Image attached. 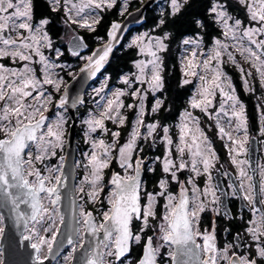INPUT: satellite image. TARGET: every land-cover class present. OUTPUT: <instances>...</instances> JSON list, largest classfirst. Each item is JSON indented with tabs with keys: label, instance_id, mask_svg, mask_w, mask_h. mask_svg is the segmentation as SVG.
I'll use <instances>...</instances> for the list:
<instances>
[{
	"label": "snow or ice",
	"instance_id": "obj_1",
	"mask_svg": "<svg viewBox=\"0 0 264 264\" xmlns=\"http://www.w3.org/2000/svg\"><path fill=\"white\" fill-rule=\"evenodd\" d=\"M129 4L45 0L37 17L34 0H0V61L20 65L0 62V264L58 260L65 240L70 250L63 264H74L78 252V264H163L162 254L168 264H264V164L257 186L249 161L240 158L250 140L246 106L225 71L231 65L247 93L255 94L258 82L264 136V0H164L148 30L127 39L120 35L122 23L112 20L106 38L96 36L101 43L89 49L77 29L96 33L113 9L132 16ZM57 24L72 31L67 51L82 65L65 62L52 36ZM122 39L127 42L121 47L137 58L132 69L117 71L123 87L102 95L111 80L106 65ZM173 41L184 53L177 87L197 81L178 117L165 95V59ZM98 73L99 87L70 94L71 81L83 87ZM69 107L77 109L90 149L82 153L83 179L65 197ZM169 117L177 122H166ZM203 118L214 122L235 168L234 179L223 172L226 189L214 183L213 171L224 165L217 168L220 157ZM120 129H127L123 137ZM158 144L162 152L149 156ZM54 157L57 162L50 163ZM142 173L153 174L151 190ZM226 197L242 202L239 212L227 207ZM65 198L68 214L61 207ZM218 219L234 224L223 228V242ZM61 226L65 240L58 241ZM133 245L140 249L134 262L128 260Z\"/></svg>",
	"mask_w": 264,
	"mask_h": 264
},
{
	"label": "trees",
	"instance_id": "obj_2",
	"mask_svg": "<svg viewBox=\"0 0 264 264\" xmlns=\"http://www.w3.org/2000/svg\"><path fill=\"white\" fill-rule=\"evenodd\" d=\"M34 5H35L36 16L39 17L40 14L45 11V0H34ZM138 5H139L138 1L132 2L130 9H133ZM157 8H158L157 5L153 6L152 8H148L145 14L144 23L141 26L134 29V31L140 28L152 27L154 23V19L159 11ZM118 17H119L118 9H113L111 12L105 14V18L101 22V24L97 27L96 33L79 31L87 40V43L90 46L89 49H91L94 45L101 43V41L98 40L95 41L96 36H102L106 38V30L110 22L112 20H119ZM57 29H58V24L52 30L53 36L57 34ZM179 51H180V46H178V41H173L170 52L166 54V59H165L164 75H165L166 87H167V91L165 92V95L167 96L168 101L174 104L173 116L177 115L178 110L182 107L184 99L190 94L189 85H186L183 88L177 87V84L181 79V71L178 64ZM133 58H137L134 50L125 49L120 46L114 52V56L111 59L110 65L106 67L108 68V74H111V80L109 82L110 85L120 86V83H118L117 81L118 80L117 71L119 70V72L122 74L123 72H127L129 69H132L131 60ZM237 87H238L239 97L246 106V114L248 120L250 121L251 124H253L256 118L254 101L250 95H245L243 91H241L239 85ZM128 115L131 117V113L130 114L128 113ZM172 120L173 118L169 117L166 122ZM125 130L126 129H120V131L122 132V137L125 134ZM114 169H116V167H114ZM139 252L140 250L138 246H134L132 248V253H131V255L133 256L132 262L135 261Z\"/></svg>",
	"mask_w": 264,
	"mask_h": 264
},
{
	"label": "rangeland",
	"instance_id": "obj_3",
	"mask_svg": "<svg viewBox=\"0 0 264 264\" xmlns=\"http://www.w3.org/2000/svg\"><path fill=\"white\" fill-rule=\"evenodd\" d=\"M136 1H138V4L141 3V0H130L128 12L131 10L130 9L131 3L132 2H136ZM118 2H119V0H118ZM163 3H164V0H161V2L157 5V7H158L157 9L158 10H159L160 5H162ZM118 13H119V9H118ZM240 15H242V13ZM120 18H121V16L118 17L119 20L122 19V18L121 19ZM73 27H75V26H73ZM149 28L150 27H148V28L147 27L146 28H140V29H138L136 31L133 30L132 32H130L128 34V36L126 38L127 39H130L131 35L136 34L137 31L143 32V31L148 30ZM79 31L87 32L84 29H77V33H79ZM72 35H73L72 31L70 29H68V28H65L62 24H58L57 34L54 35V36L52 34L53 40L56 43V45L59 46L61 48V50L64 51V53H65V62L66 63H72L73 65L79 66L82 63V61H80V60L72 57L70 55V53L67 51L66 47H65L66 43L68 42L69 37H71ZM127 39H124V41H123L122 44H125L127 42ZM95 41H97V39H95ZM88 53L89 52H85L83 54L87 55ZM183 54L184 53L182 51V47H180V51H179V54H178V64H179L180 71H181V67H182V65H181V58H182ZM0 62L6 63L9 66H17V67L20 66L19 64H17V65H11V62L8 61V60H4V61H0ZM225 71L227 72L228 75H230L233 78V83L236 85V88H237V94L239 95L238 87H237L239 85L241 91H243V93L245 95H250L251 98L254 101V108H255V111H256V118H255V121L253 122V124H251L250 121H249V124H250L249 136L250 137L251 136H255L257 138V140H258V146H259V152H258L259 165L264 164V136H261L259 134L261 109L258 108V104L261 103V101H259L257 99V97L261 96V91L259 89L258 82H257V91L255 92V94L247 93L243 89L242 82L240 81V78H239V73L231 65H226L225 66ZM181 77H182V72H181ZM65 78L66 79H70L68 77H65ZM191 79H193V83L189 85L190 86V94H191V91H193L195 89V85L197 83V81L195 80V78H191ZM101 80H103V76L100 75L98 77V79L93 83L92 87H99ZM92 87L90 88V90H89L88 93H91ZM117 87H123V85L120 84V86H117V85H110L109 84V89L106 90V93H102V95H104V94H110V91L113 90V89H115V88H117ZM94 99L95 100H99L100 98L99 97H94ZM124 99H125L126 103L131 102V100L129 98H127V97H125ZM150 99H151V97H150ZM185 100H186V98L184 99L183 104H182V107L179 110H182L183 106H185ZM101 103H103V101H101ZM217 105H218V98H217ZM93 106H94L93 105V101L92 100H89L88 107H93ZM81 114L86 115V112H85V110L83 108H81ZM196 114H199V110H196ZM49 115L51 116V113H49ZM176 117H178V113H177ZM176 122H177V120H174V119L172 121H168V123H170V124H175ZM69 125H70V120H69ZM202 126L205 127V130L207 131L208 136L212 139V141H213V147L215 149L218 148L220 151H217V152H221L222 153L221 159L219 161V164L222 162L221 164H223L224 167L225 166H228L229 168H232V169L235 170L234 166H232L230 164L229 157H228V151L223 146L224 143H225V141L220 140L218 138V136L216 135V130L214 128V122H210L206 118H203V120H202ZM79 127H80L79 148H81V149L78 148V157H79V165L78 166H79L80 170L83 171V175H84L83 163L85 161H84V157H83L82 153L83 152H86V151H89L90 145L84 143L83 125H81L80 119H79ZM108 127L109 128H112L113 130H116V127L114 125H112L110 122L108 123ZM126 131H127V129L125 130V134L124 135H126ZM176 132H177V130L175 128H173L171 130V134L173 135L174 138H175ZM159 146H161V145H159ZM246 147L248 148V145ZM62 154L64 155V152ZM54 158L58 159V157H54ZM240 158L241 159H247V155L246 156H241ZM116 168L118 169V167H116ZM68 250H70L69 246L65 248V251L61 253V257L58 258V260H56L54 264H63L62 256L65 255ZM163 251L164 250H162V253H163ZM128 260L129 261H133L132 258L131 259H128Z\"/></svg>",
	"mask_w": 264,
	"mask_h": 264
},
{
	"label": "water",
	"instance_id": "obj_4",
	"mask_svg": "<svg viewBox=\"0 0 264 264\" xmlns=\"http://www.w3.org/2000/svg\"><path fill=\"white\" fill-rule=\"evenodd\" d=\"M161 0H144L143 1V7H141V3L134 9L130 10L129 12L133 13L132 16H128L127 13L125 14V16L119 21L122 23L123 29L124 31L120 34L122 37H126L133 29H135L136 27L141 26L144 23L145 20V14L148 8H152L154 5L158 4ZM140 9L139 12L136 11V9ZM81 36H83L80 33H77ZM84 37V36H83ZM122 39L120 41V44L117 45L116 49H114V52L121 46V44L123 43ZM86 42V40H85ZM87 43V42H86ZM88 44V43H87ZM100 44V43H99ZM99 44L94 45L91 49L96 48L97 46H99ZM89 45V44H88ZM69 45L68 42L66 43V49H68ZM90 47V46H89ZM83 53L87 52L88 49H83L82 50ZM112 59V58H111ZM83 63V62H82ZM82 63L80 65H82ZM79 65V66H80ZM108 65H106L107 67ZM103 71V70H102ZM100 76V74H97V78ZM94 78L93 80H88L85 84H83V87L81 85V83H78L77 81H71L70 83V89H71V95H75L77 92H82L84 91V89L89 88V86L97 79ZM80 78L78 77V80ZM74 85V87H73ZM68 114L72 117L71 123L69 125L68 128V134L66 136V147H65V152L64 155L66 156V167H65V172L66 175L68 177L67 179V184H68V189H62V193L67 194V191L74 188V182H75V176H76V167H75V125H76V109H73L71 107H69V112ZM257 154H258V141L257 138L255 136H251L249 143H248V152H247V160L249 161V171L250 173L253 175L254 181L256 182V163H257ZM257 184V182H256ZM78 205V202H77ZM62 211L65 212L66 214L69 213V208H68V200L67 198L62 200ZM70 218L69 216H66V219ZM61 235L58 237V241L59 240H65V229L63 226H61ZM68 247L66 240H65V248ZM21 251H23V249H21ZM29 252H31V249H28ZM82 251V250H81ZM79 255L80 253H77L76 256V261L74 262V264H78V260H79ZM56 260L51 259L49 261H46L45 264H54Z\"/></svg>",
	"mask_w": 264,
	"mask_h": 264
},
{
	"label": "flooded vegetation",
	"instance_id": "obj_5",
	"mask_svg": "<svg viewBox=\"0 0 264 264\" xmlns=\"http://www.w3.org/2000/svg\"><path fill=\"white\" fill-rule=\"evenodd\" d=\"M92 85L93 84H91V86H89L88 90L86 91L87 93L89 92V90L92 87ZM85 99H88V96H87L86 93H85ZM80 113H81V109H80ZM79 119L80 118H78V113H77V109H76V120H77L76 121V126H75V146H76V149H75V164H76V176H75L74 187L76 185H78L80 183L81 179L83 178V171L80 170L79 166L77 165V162H79L78 148H79V140H80ZM65 147H66V144H65ZM79 149H81V148H79ZM162 150H163L162 147L159 146V144H158L156 148H154V149H152V150H150L148 152V155L149 156H153V155L160 154L162 152ZM215 150L216 151H220L218 148L215 149ZM64 152H65V149H64ZM217 154H218V156L221 159L222 153L221 152H217ZM57 160L58 159L53 158L50 161V163H56ZM220 164H217V168H219ZM258 166H259V160H258V156H257L256 172H255L257 186L259 185V181H260L259 167ZM114 170H116V169H114ZM118 170L119 169H117V171ZM224 171H228L229 173L232 174L233 179L235 178V170L232 169V168H229L228 166H225L224 168H221L219 172H217V171L214 170L213 171V177H214V183H218L221 186V188L226 189V185H227V182H228V178L223 175V172ZM249 173H250V171H249ZM155 175H159V171ZM185 176H186V173L184 175H181L180 178L181 179H184ZM152 177H153V174H151V173L147 174L146 176L142 173V179H145V180H147L149 182V190H151ZM202 186H203V184H202V178H201V187ZM175 190L178 191V187ZM77 202H78V205L80 203H83V201H81L79 199H77ZM225 203H226L227 207L232 210L233 213L239 212V210L243 207V204H242L241 201L234 200L231 197H226L225 198ZM87 207H88V205H87ZM258 207H259V205H258ZM89 210H91V209H89ZM243 212H244L245 219H247L248 216L250 215L248 213L247 208H243ZM210 216H211L210 213H206L205 214V223H208L209 222ZM217 225H218V228L220 229V239H221V242H223V239H224L223 228L224 227H233L234 228V224H230L228 221L223 220V219H218L217 220ZM134 246H136V245H133V247ZM138 248H139V246H138ZM164 251H166V250H164ZM131 258L133 260V256L130 254L128 256V259H131ZM168 260H169V258L166 255H162L163 264H168Z\"/></svg>",
	"mask_w": 264,
	"mask_h": 264
}]
</instances>
